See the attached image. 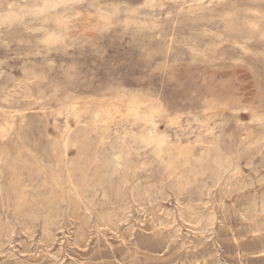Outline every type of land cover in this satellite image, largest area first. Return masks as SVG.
<instances>
[{
  "label": "rangeland",
  "instance_id": "1",
  "mask_svg": "<svg viewBox=\"0 0 264 264\" xmlns=\"http://www.w3.org/2000/svg\"><path fill=\"white\" fill-rule=\"evenodd\" d=\"M0 204V264H264V0L0 27Z\"/></svg>",
  "mask_w": 264,
  "mask_h": 264
},
{
  "label": "clouds",
  "instance_id": "2",
  "mask_svg": "<svg viewBox=\"0 0 264 264\" xmlns=\"http://www.w3.org/2000/svg\"><path fill=\"white\" fill-rule=\"evenodd\" d=\"M58 5L49 3L42 8L34 7L27 0H4L0 3V27H12L23 23L30 16L45 8H55Z\"/></svg>",
  "mask_w": 264,
  "mask_h": 264
},
{
  "label": "bare ground",
  "instance_id": "3",
  "mask_svg": "<svg viewBox=\"0 0 264 264\" xmlns=\"http://www.w3.org/2000/svg\"><path fill=\"white\" fill-rule=\"evenodd\" d=\"M69 1H78V0H33V2H29V4H31V5H33L34 7H37V8H42V6H44V5H46V4H49V3H54V4H56V5H60V4H65V3H68ZM148 3V2H147ZM51 9H53V8H45V9H43L42 11H39V12H37V13H35L34 15H42V14H44V13H46L47 11H49V10H51ZM75 105V104H74ZM130 105V104H129ZM136 105V104H135ZM109 106V105H108ZM112 106V105H111ZM77 107V106H76ZM75 107V108H76ZM103 107H105V106H103ZM78 109H76V111H77ZM133 110H135V109H133ZM80 111V110H79ZM79 111H77V112H79ZM106 111V110H105ZM110 111V110H109ZM66 112V111H65ZM136 112V111H135ZM67 113V112H66ZM76 113V112H75ZM98 113V112H97ZM97 113H95L96 115H97ZM107 113V112H106ZM73 114H74V112H73ZM110 114V113H109ZM133 116H135V115H133ZM67 117V116H66ZM100 118H101V116H99ZM109 117V116H108ZM107 117V118H108ZM129 117V116H128ZM67 119V118H66ZM102 119V118H101ZM106 119V118H105ZM153 119V118H152ZM95 120H97V119H95ZM98 121V120H97ZM70 122V121H69ZM152 125H154V123L152 124ZM150 131V130H149ZM154 131V130H153ZM152 133V132H151ZM149 138H150V136H149ZM146 141H147V139H146ZM63 145V144H62ZM66 145V144H65ZM64 146V145H63ZM69 146V145H68ZM115 151V150H114ZM117 151V150H116ZM64 152H65V150H64ZM118 152H120V151H118ZM121 153V152H120ZM219 154V153H218ZM218 157H220V156H218ZM222 157H223V155H222ZM217 158V157H216ZM119 159V158H118ZM225 160H226V158H225ZM219 161L221 162V160L219 159ZM216 164V163H215ZM221 164V163H220ZM222 165V164H221ZM221 165H219V166H221ZM223 168V167H222ZM38 185V184H37ZM39 204V203H38ZM1 205V204H0ZM45 210V209H44ZM209 215V214H208ZM212 215V214H211ZM213 216V215H212ZM4 217V216H3ZM208 217V216H207ZM81 219V218H80ZM207 219V218H206ZM211 221V220H210ZM186 223V222H185ZM152 224V223H151ZM20 227H21V225H20ZM253 232V231H252ZM10 238V237H9ZM106 241V240H105ZM162 242V241H161ZM181 243V242H180ZM176 247V246H175ZM175 257V256H174ZM185 258V257H184ZM202 263V262H201ZM12 264V263H11Z\"/></svg>",
  "mask_w": 264,
  "mask_h": 264
}]
</instances>
